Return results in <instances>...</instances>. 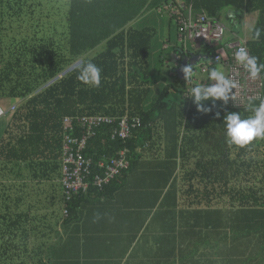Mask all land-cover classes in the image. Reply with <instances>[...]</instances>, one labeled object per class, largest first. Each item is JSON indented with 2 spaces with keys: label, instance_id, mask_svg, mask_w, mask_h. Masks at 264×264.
I'll list each match as a JSON object with an SVG mask.
<instances>
[{
  "label": "trees",
  "instance_id": "16d2710c",
  "mask_svg": "<svg viewBox=\"0 0 264 264\" xmlns=\"http://www.w3.org/2000/svg\"><path fill=\"white\" fill-rule=\"evenodd\" d=\"M193 2L196 9H205L213 19L230 6L242 12H259L256 27L264 28V0ZM145 3L146 0H0V99H21L0 141V264H50L47 259L51 254L47 253L60 243V221L71 219L83 197L89 193L104 194L123 174L138 169L157 142L172 152L169 156L162 148L163 156L158 159V173L164 186L181 180L184 184L205 182L225 188L219 191L215 187L216 190L196 194L212 196V200L227 198L228 263L264 264V139H259L255 149L253 141L250 144L253 147L247 145L239 151L242 155L254 153L256 156L250 160L238 161L227 154L225 161L215 154L220 148L219 134L226 131L224 117L229 112H240L242 117H247L252 114L246 110L250 107H230L229 103L223 105L220 101L213 107L212 101H208L205 107L211 111L203 113L188 96L189 91L174 101V91L168 86L150 101L153 91L146 85L154 34L145 29L117 31L121 24L138 17ZM117 18L121 22L115 29ZM220 43L202 48L216 54ZM240 43H245L250 55L264 63V36L260 41L252 37ZM101 45L100 50L93 52ZM179 56H185L182 48ZM82 59L92 60L102 68L99 88L77 79L76 63ZM214 67L215 64L209 69ZM64 72L67 73L62 75ZM262 96L252 105L258 106L264 100V91ZM0 105L5 107L3 101ZM86 115L117 119L115 125H102L88 141L84 153L92 160V175L87 179L89 189L67 200L63 189L59 196L57 184L51 186L47 205L51 203L52 211L47 215V231L55 234V240H30V230L37 226L18 224L12 218L22 199L12 197L11 173L31 159V167L32 163L42 162L47 165V178L54 179L55 172L61 171L63 119ZM125 115L139 118L141 124L132 128L127 139L114 138L118 119ZM207 140L213 143L211 148L206 145ZM220 143L233 150L225 135ZM44 149L47 163L36 161V154ZM125 149L129 167L101 187L94 185L92 178L102 173L100 164L117 158ZM210 153V158H206L205 154Z\"/></svg>",
  "mask_w": 264,
  "mask_h": 264
},
{
  "label": "crops",
  "instance_id": "0c3cea01",
  "mask_svg": "<svg viewBox=\"0 0 264 264\" xmlns=\"http://www.w3.org/2000/svg\"><path fill=\"white\" fill-rule=\"evenodd\" d=\"M151 1L146 0L138 17L121 24L120 28L117 27L121 21L117 18L113 27L117 28V31L125 32L145 29L154 34L148 60L149 84L146 86L152 91L160 88L162 84L163 89L165 86L170 87V91H174V101L185 97L193 86L191 82H187L184 73L180 70L185 56L191 58V55H203L198 65L200 74L194 75V79L198 83H215L208 80L211 68L203 71L202 64L212 62L218 53L225 52L228 55L241 41L251 40L259 20V12H242L232 6L225 7L214 18L220 23H222L221 18L227 21V24L222 23L226 27V33L221 40L218 52L205 57L204 55L213 51L203 49L204 45L196 46L194 42L188 41L185 56H180L181 59L177 60L176 56L181 50V43L175 12L180 11L188 18L191 11L195 18L201 13L207 14V11L196 9L194 0H154L152 4ZM172 1L176 4L172 5ZM163 14L175 21L177 25L175 40L171 35V27L167 30L164 40L158 34L159 25L157 24L162 21L158 20L157 16ZM102 47L103 45L99 46L93 52ZM158 52H162L163 55L160 58V62L163 59L160 63L162 66H169V52H173L174 63L168 80L156 71L152 75V68L156 66L154 56ZM214 68L228 76L229 71L223 62L215 63ZM260 77L263 82L262 91H264V77L262 74ZM178 91H184L183 95H180ZM218 101L225 104L222 100ZM3 103L10 113L1 119L0 141L5 136L12 116L21 104V99L8 98ZM13 106L16 107L15 110L10 109ZM225 132L219 134L221 135L220 148L219 152L215 153L220 160L226 161L227 154L229 158L238 161L250 160L256 156L252 152L238 154L242 149L239 146L231 144L232 151H229L227 146H221L220 139L223 135L226 136ZM258 142L259 139L255 140V145ZM205 143L209 148L212 147L213 143L210 140ZM256 147L257 145L254 149ZM162 148H165L167 152L168 148L164 145L161 147L157 142L155 148L150 151V155L142 160L138 169H134L126 176L123 174L120 180L108 187L104 194L89 193L83 197L71 219L65 222L60 221L58 225L60 243L54 244L53 251L50 250L47 253V255L51 254L47 263L49 260L50 264L54 262L58 264H229L226 234L227 198L222 200L220 197L219 200H212V196L196 194V192L216 190L215 187L219 188V191L225 188L222 185L214 187L205 182L184 184L181 180L177 184L164 186L163 178L158 173V159L163 156ZM167 154L171 156L172 152ZM210 156L211 153L207 156L205 154L206 158ZM30 160L27 159L29 163L26 166L23 163L19 169L11 173L12 197L14 200L22 199L14 210L12 218L18 224L37 226V229L30 230V240L43 239L52 242L53 239L55 240V234L47 231V215L51 213L52 206L50 202L47 205V196L50 195L51 186L54 184H57L58 195L62 196L61 171L55 172L54 179L47 178V165L39 162V164L32 163L31 167ZM35 160H43L47 163V150L39 151ZM0 167H2L1 164ZM220 169L224 170L222 166ZM243 171L245 170L242 169ZM181 172L179 170L178 175ZM4 173L2 171L1 175ZM226 174L227 172L223 175ZM189 191L193 192L188 193ZM213 210H215L214 214ZM96 213H100L104 218L98 223H93ZM211 223L215 225V228ZM26 229L30 228L26 227Z\"/></svg>",
  "mask_w": 264,
  "mask_h": 264
},
{
  "label": "built area",
  "instance_id": "2783aa9c",
  "mask_svg": "<svg viewBox=\"0 0 264 264\" xmlns=\"http://www.w3.org/2000/svg\"><path fill=\"white\" fill-rule=\"evenodd\" d=\"M175 14H177L179 26V40L184 51L187 48L188 41L194 42L196 46H213L219 43L225 35V25L209 17L206 13H201L195 18L192 16L191 11L188 18L180 11L175 12ZM239 47L248 50L245 43H239L226 56L220 53L216 54L212 62L203 63L201 69L207 71L212 64L223 62L229 71L228 76L236 84V88L232 90V94H235V101L229 99L228 103L230 107L242 108L250 107L249 101L253 103L262 99L263 82L261 77L255 80L252 79L243 66L236 62L234 53ZM176 59L180 60V56L177 55ZM10 109L15 110L16 107L13 106ZM8 113H10V110L0 105V120ZM116 121L115 117L107 115L66 116L64 118L60 180L67 200H71L74 194H79L81 191L86 192L89 189L90 182H87V179H90V175H92V160L86 157L84 153L89 139L96 134L97 129L102 125H115ZM140 124L139 118L130 119L128 115H125L118 119L113 137L127 139L132 128L138 127ZM127 153V149L121 150L117 158L111 159L107 163H101L102 173H96L91 182L101 187L104 183L119 175L122 170L129 167L130 161L127 158Z\"/></svg>",
  "mask_w": 264,
  "mask_h": 264
},
{
  "label": "clouds",
  "instance_id": "9594fccd",
  "mask_svg": "<svg viewBox=\"0 0 264 264\" xmlns=\"http://www.w3.org/2000/svg\"><path fill=\"white\" fill-rule=\"evenodd\" d=\"M264 36V28L256 27L253 30V38L260 41ZM221 55H226L223 52ZM235 60L242 65L244 70L252 79H257L264 73V63L259 62V58L250 55L248 50L244 47H239L234 53ZM78 75L77 79L85 85L99 88L101 86L102 68L89 59H82L78 61ZM187 82L192 83L189 90V97L197 107V110L203 113L211 111L210 107H205V103L212 101L213 107L215 102L222 100L225 104L229 99L235 101V94L232 90L236 88L235 82L227 76L223 71L217 68H211L208 73V80L215 83H197L194 79L195 71L191 64L182 69ZM251 115L242 117L240 112H229L224 117L226 125V137L229 144L244 147L250 145L257 139H264V100L258 106L252 105L249 101ZM220 113H217L219 116ZM104 217L100 213L94 214L93 223H98ZM114 219V217L112 218Z\"/></svg>",
  "mask_w": 264,
  "mask_h": 264
},
{
  "label": "rangeland",
  "instance_id": "374dc122",
  "mask_svg": "<svg viewBox=\"0 0 264 264\" xmlns=\"http://www.w3.org/2000/svg\"><path fill=\"white\" fill-rule=\"evenodd\" d=\"M157 18H158V20H161L162 21V23L160 22L161 24L160 23L157 24V25H159L158 26V30H159V33L158 34L161 36L162 40H164V38L166 37V32L169 29V27H171V35H172L173 39L176 38L177 25H176L175 21L169 19V17L166 14H163L162 16H157ZM220 20L222 21V23L227 24V21L225 19H222L221 18ZM159 51H161V50H159ZM169 53H170V56H169V58H170L169 66H167V65L162 66L160 64L161 63L160 62V56L162 55V52H158V53L155 54L154 58L156 59V66H153V68H152V75L156 71L157 74H161L160 75L161 77L166 78V80L169 79V74L171 72V68L173 67V63H174L173 52H169ZM0 62H1V55H0ZM76 64H78V63H76ZM194 71H195V75L196 74H200V66L199 67L196 66L194 68ZM65 73H67V72H64L62 75H64ZM168 82H170V80ZM163 86L164 85L162 84V86L160 88H157V89H155L153 91V93L150 96V101H152L153 99H155L156 96L158 94H160L159 91H162L161 89H163L162 88ZM6 100H1L0 99V102L2 103V101H6ZM4 108L6 109V107H4ZM0 122H1V120H0ZM53 264H58V263L54 262Z\"/></svg>",
  "mask_w": 264,
  "mask_h": 264
},
{
  "label": "water",
  "instance_id": "95a60500",
  "mask_svg": "<svg viewBox=\"0 0 264 264\" xmlns=\"http://www.w3.org/2000/svg\"><path fill=\"white\" fill-rule=\"evenodd\" d=\"M212 53L213 52H210L208 55H204V56L205 57H209L210 55H212ZM202 56L203 55H199V56H197V55H191V58H189L188 56H185L183 58V61H182V65H181V69L180 70L182 71L183 67H185V66H187L189 64H191L193 66V68H195L196 66L199 65V63H200L199 60L201 59Z\"/></svg>",
  "mask_w": 264,
  "mask_h": 264
}]
</instances>
